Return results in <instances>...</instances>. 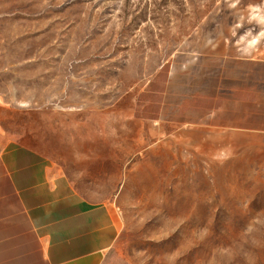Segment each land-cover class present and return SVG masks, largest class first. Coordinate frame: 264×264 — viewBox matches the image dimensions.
I'll return each mask as SVG.
<instances>
[{
    "label": "rangeland",
    "instance_id": "rangeland-1",
    "mask_svg": "<svg viewBox=\"0 0 264 264\" xmlns=\"http://www.w3.org/2000/svg\"><path fill=\"white\" fill-rule=\"evenodd\" d=\"M247 59L264 0H0V128L116 210L102 264H264V131L200 124Z\"/></svg>",
    "mask_w": 264,
    "mask_h": 264
},
{
    "label": "crops",
    "instance_id": "crops-1",
    "mask_svg": "<svg viewBox=\"0 0 264 264\" xmlns=\"http://www.w3.org/2000/svg\"><path fill=\"white\" fill-rule=\"evenodd\" d=\"M230 63V83L216 86L214 99L220 103L200 124L221 131H264V107L258 110L256 100L233 95L240 90L235 86L242 77L238 74L256 70L252 74L262 76L264 62ZM243 84L246 92L264 85ZM118 231L111 205L83 197L62 170L25 144L7 139L0 128V264H102Z\"/></svg>",
    "mask_w": 264,
    "mask_h": 264
}]
</instances>
